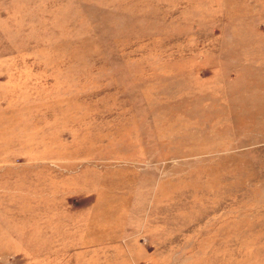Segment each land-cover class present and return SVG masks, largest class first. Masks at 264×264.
I'll return each instance as SVG.
<instances>
[{"label":"rangeland","instance_id":"1","mask_svg":"<svg viewBox=\"0 0 264 264\" xmlns=\"http://www.w3.org/2000/svg\"><path fill=\"white\" fill-rule=\"evenodd\" d=\"M0 264H264V0H0Z\"/></svg>","mask_w":264,"mask_h":264}]
</instances>
